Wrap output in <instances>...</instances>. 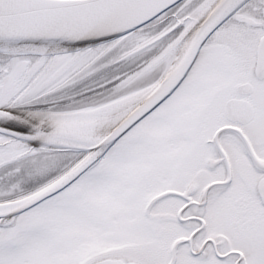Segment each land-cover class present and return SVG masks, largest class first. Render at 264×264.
Returning <instances> with one entry per match:
<instances>
[{
  "label": "snow or ice",
  "instance_id": "snow-or-ice-1",
  "mask_svg": "<svg viewBox=\"0 0 264 264\" xmlns=\"http://www.w3.org/2000/svg\"><path fill=\"white\" fill-rule=\"evenodd\" d=\"M0 264H264V0H0Z\"/></svg>",
  "mask_w": 264,
  "mask_h": 264
}]
</instances>
